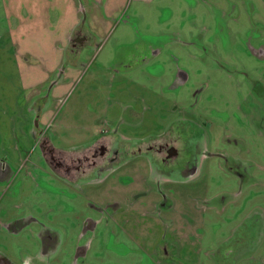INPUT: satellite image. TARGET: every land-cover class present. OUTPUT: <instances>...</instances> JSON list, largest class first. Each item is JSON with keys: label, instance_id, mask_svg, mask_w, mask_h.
<instances>
[{"label": "rangeland", "instance_id": "374dc122", "mask_svg": "<svg viewBox=\"0 0 264 264\" xmlns=\"http://www.w3.org/2000/svg\"><path fill=\"white\" fill-rule=\"evenodd\" d=\"M37 128L66 157L113 140L117 163L67 181ZM152 140L197 171L157 173ZM0 263L264 264V0H0Z\"/></svg>", "mask_w": 264, "mask_h": 264}, {"label": "flooded vegetation", "instance_id": "af4514ba", "mask_svg": "<svg viewBox=\"0 0 264 264\" xmlns=\"http://www.w3.org/2000/svg\"><path fill=\"white\" fill-rule=\"evenodd\" d=\"M91 41V37L85 29L74 30L65 47V66L68 64L73 67L79 65L78 62L80 60L81 52L86 47L92 45ZM131 68L132 67L128 69ZM47 104V97H39L32 101V107H37L35 109L39 111L43 110ZM34 136L37 148H40L39 150H41L42 157L46 160L50 169L58 177L67 181L80 177H91V175L95 173H97L98 176L104 175L106 172L111 171L113 165L117 163L118 160L119 148H115L113 146V140L110 139L96 140L83 150L78 151L77 153L75 152L72 156L69 155L66 157L60 153L51 151L52 148L47 137L41 130H38V128ZM165 144L166 142H163L162 144L152 140L149 144L145 145L144 148H139V151H142L141 153H146L149 162L153 165L157 173L170 176L172 174H177L179 176L182 175L185 179L191 177L193 173L197 171L195 158L194 161H191L192 164L188 163V165H186L183 162L182 165H178V158L181 154L184 155V147L181 150L171 144ZM187 171L189 174H185ZM252 236H257L255 228H253L251 224H247L241 229V231H239L238 236L231 240L230 245L222 250V256L225 258L226 262H229L230 259L232 260L242 257L246 253V248L250 245V237ZM40 237L42 239L44 251L50 249L51 246L56 243L55 236L50 232L43 231ZM257 238L259 239L258 236ZM161 249L162 255L164 254L166 256L167 252L165 251V247L162 246Z\"/></svg>", "mask_w": 264, "mask_h": 264}]
</instances>
